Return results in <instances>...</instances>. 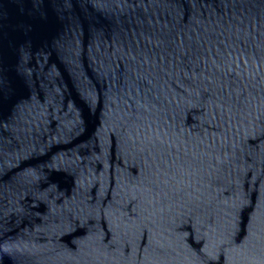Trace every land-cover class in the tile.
Masks as SVG:
<instances>
[{
    "label": "water",
    "instance_id": "obj_1",
    "mask_svg": "<svg viewBox=\"0 0 264 264\" xmlns=\"http://www.w3.org/2000/svg\"><path fill=\"white\" fill-rule=\"evenodd\" d=\"M0 264H264V0H0Z\"/></svg>",
    "mask_w": 264,
    "mask_h": 264
}]
</instances>
